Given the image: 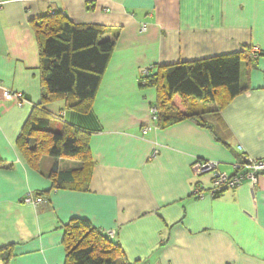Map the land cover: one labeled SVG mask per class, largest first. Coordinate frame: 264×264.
<instances>
[{"label":"crops","instance_id":"crops-1","mask_svg":"<svg viewBox=\"0 0 264 264\" xmlns=\"http://www.w3.org/2000/svg\"><path fill=\"white\" fill-rule=\"evenodd\" d=\"M0 5V264H64L63 226L75 217L114 231L123 251L118 264H264V176L216 197L192 195L195 184L208 186L212 178L193 175L197 160L220 161L231 173L242 156L264 159V0ZM54 12L75 24L103 26L115 48L88 111L69 108L70 96L44 103L55 116L53 129L66 123L90 132L91 163L46 154L34 168L18 138L45 88L34 21ZM248 47L262 54L257 65L243 64L246 89L207 113L206 126L191 117L157 125L158 88L140 84L143 69L157 72ZM5 89L22 93L24 104L5 98ZM195 100L191 111L216 108ZM55 165L74 172L77 182L57 187L58 174L50 176ZM30 191L43 193L44 202L25 203Z\"/></svg>","mask_w":264,"mask_h":264},{"label":"trees","instance_id":"trees-1","mask_svg":"<svg viewBox=\"0 0 264 264\" xmlns=\"http://www.w3.org/2000/svg\"><path fill=\"white\" fill-rule=\"evenodd\" d=\"M34 27L40 39L45 88L42 103L33 106L23 126L18 138L19 148L34 168L46 154L53 158H78L85 164L91 163L90 132L66 123L61 130L53 129L55 116L45 109L44 103L54 96H70L69 108L88 111L114 51L115 41L104 39L106 31L103 26L75 24L62 12L39 17L34 21ZM261 54H253L248 47L238 52L175 63L150 72L144 81L140 80V84L158 88L155 105L157 125L163 127L191 117L206 126L203 120L207 113L223 109L246 89L242 82L243 64L257 65ZM191 99L214 104L216 108L204 112L191 111ZM173 112L176 113L169 115ZM55 174H58L57 187L77 182L74 172H59L57 165L50 174L54 180ZM90 174L91 170L89 177ZM37 195L44 196L43 193ZM63 232L64 264H118V258L123 255L114 236L96 228L86 218L70 219L63 226Z\"/></svg>","mask_w":264,"mask_h":264},{"label":"built area","instance_id":"built-area-1","mask_svg":"<svg viewBox=\"0 0 264 264\" xmlns=\"http://www.w3.org/2000/svg\"><path fill=\"white\" fill-rule=\"evenodd\" d=\"M1 8V5H0ZM142 29H146L144 26ZM253 54L260 53L258 47H253ZM152 68L143 69L141 79L144 81V77L149 75ZM3 95L7 99H16L18 105H23L26 101L22 93L13 92L8 89L3 91ZM158 111L156 107L152 108V115L154 120L158 118ZM148 128L142 130L143 135L146 134ZM241 148V147H240ZM221 162L214 160H197L192 166V173L195 177H201L204 175H212L210 185L204 183H197L194 185L192 195L198 199H204L206 197H216L223 192L235 189L245 182H251L256 184L260 176H264V159H254L247 156L232 163L233 171L228 173L220 169ZM44 196L36 195L34 192H28L25 195L24 202L37 206L43 203ZM110 236H114L113 230L106 231Z\"/></svg>","mask_w":264,"mask_h":264},{"label":"rangeland","instance_id":"rangeland-1","mask_svg":"<svg viewBox=\"0 0 264 264\" xmlns=\"http://www.w3.org/2000/svg\"><path fill=\"white\" fill-rule=\"evenodd\" d=\"M195 101H196L195 99H192L191 102H190V104H191V105H194V104H195ZM207 105L210 106V105H212V104H207ZM191 107H192V106H191Z\"/></svg>","mask_w":264,"mask_h":264}]
</instances>
